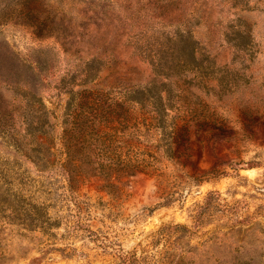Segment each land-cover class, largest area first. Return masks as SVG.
Listing matches in <instances>:
<instances>
[{"label": "rangeland", "instance_id": "1", "mask_svg": "<svg viewBox=\"0 0 264 264\" xmlns=\"http://www.w3.org/2000/svg\"><path fill=\"white\" fill-rule=\"evenodd\" d=\"M163 4L168 20L148 0H0V52L41 60L32 86L49 115L38 139L61 132L73 93L89 91L124 116V150L147 160L72 188L58 139L50 164L14 153V135L0 132V264L131 253L167 264L158 232L178 223L194 231L185 264H264V0ZM0 94L18 134L20 90Z\"/></svg>", "mask_w": 264, "mask_h": 264}, {"label": "trees", "instance_id": "2", "mask_svg": "<svg viewBox=\"0 0 264 264\" xmlns=\"http://www.w3.org/2000/svg\"><path fill=\"white\" fill-rule=\"evenodd\" d=\"M148 1L152 13L162 20H168L169 14L165 10L164 0ZM69 39L64 36L62 41L64 44L69 43ZM40 63L41 60L20 58L10 50L0 52V91L4 87H18L24 102L21 107L22 129L18 134H14L5 123L8 116L5 111L10 105H6L4 97L0 94V132L14 135L13 143L8 144L14 153L51 164L47 158L58 139L61 143L59 151L65 156V161L59 163L72 188L77 182L93 174H101L111 179L113 176L132 175L146 169L145 158L134 156L129 149L124 150L130 147L129 140L125 139L127 130L123 122L124 116L118 112L115 115L114 108L105 106L102 98L89 91L74 92L64 116L62 131L55 134L56 130H52L51 137L47 136L46 142L39 140L37 119L49 115L48 110H44L46 105L42 97L32 86H38L34 83L39 80L37 66ZM113 185L111 182L108 184ZM208 207L209 202L201 205L196 215L198 227L203 222V211ZM229 210L235 212L236 207L231 206ZM242 221L238 220V224ZM192 233L194 231L190 227L180 223L160 229L157 241H164L166 244L162 256L167 264H185L184 240ZM138 260L140 257L131 253L121 255L117 264H135Z\"/></svg>", "mask_w": 264, "mask_h": 264}]
</instances>
